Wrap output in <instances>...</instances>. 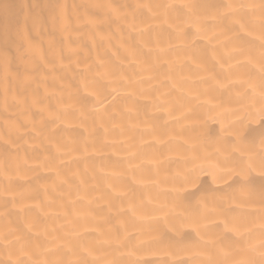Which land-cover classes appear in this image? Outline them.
I'll return each mask as SVG.
<instances>
[{
	"label": "bare ground",
	"instance_id": "obj_1",
	"mask_svg": "<svg viewBox=\"0 0 264 264\" xmlns=\"http://www.w3.org/2000/svg\"><path fill=\"white\" fill-rule=\"evenodd\" d=\"M3 4L0 264H264V0Z\"/></svg>",
	"mask_w": 264,
	"mask_h": 264
},
{
	"label": "snow or ice",
	"instance_id": "obj_2",
	"mask_svg": "<svg viewBox=\"0 0 264 264\" xmlns=\"http://www.w3.org/2000/svg\"><path fill=\"white\" fill-rule=\"evenodd\" d=\"M5 11L8 9L7 4L0 5ZM27 7L26 5L24 6ZM186 7H190L187 6ZM231 7V6H229ZM243 7V6H241ZM29 19H31L33 24L37 23L36 17H29L27 14L25 16V22H27ZM251 115V113H250ZM255 115L259 118V123L261 125H264V106H262ZM239 139H243L242 136L238 137ZM261 145L264 146V132H262V138H261ZM226 163L230 165V168L228 169L229 172H232L236 177L239 178V181L242 185H248L250 183V174L254 168V166H257L261 169V176L264 177V153H262L259 156V159L257 161V158L255 155H253L250 151L245 152L243 150L240 151L239 156H229L226 157Z\"/></svg>",
	"mask_w": 264,
	"mask_h": 264
}]
</instances>
